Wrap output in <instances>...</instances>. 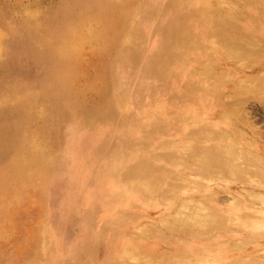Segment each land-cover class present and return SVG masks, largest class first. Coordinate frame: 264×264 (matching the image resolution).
I'll use <instances>...</instances> for the list:
<instances>
[{"label": "rangeland", "instance_id": "1", "mask_svg": "<svg viewBox=\"0 0 264 264\" xmlns=\"http://www.w3.org/2000/svg\"><path fill=\"white\" fill-rule=\"evenodd\" d=\"M142 2L0 0V177L3 178L0 179V264H59L56 257L59 249L50 242L46 245L44 225L38 221L45 219L47 213L44 201L37 195L39 191L31 188L34 183L27 175L30 171L27 164L33 157L30 148L35 144L39 149H47V153L61 150L60 155L64 151L61 147L71 135L89 130L91 126L99 127L98 131L138 127V138L147 144L143 148L151 152V159L144 161L139 149L137 158H133L136 163L118 162L113 176L121 180L123 192L129 196L126 199L128 206L118 211L121 218L116 224L104 225L101 216L91 220L93 226L86 235L79 232L82 244L93 233H107L98 241L89 239L95 242L84 251L89 253L85 264H104L109 258V243L118 241L128 230L135 232L136 223L128 222L132 216L142 217L143 224L150 221V225H141L144 228L141 235H132L133 242L139 244L142 251L153 250L150 264H260L252 260L254 257L264 261V207L245 191L264 192V187L252 185L258 183V176L263 177L264 169V51L260 49L261 46L264 48V37L250 36L256 44L246 48L256 52L249 56L245 53L232 55L227 46L247 33L260 36L254 29L264 26V1L236 0L240 8L230 12L216 6L210 12L208 25L203 22L202 26L198 23L194 26L192 38L213 50L208 57L209 65H201V58L195 52L197 65H201L198 73L203 72L199 77H202L185 84L192 90V95H187L184 100L189 103L188 114L192 121L214 123L218 126L213 129L215 133L226 132L231 141L242 134L247 141L243 143L247 153L242 159L233 152L238 150L235 142L233 147L207 142L205 138L198 143L187 142L184 146L177 142L166 144L174 115L161 112L150 96L136 109H128V102L124 106L119 100L136 81L152 84L154 80L167 90L176 83L174 75L163 65H157L158 73L153 75L158 60L151 50V34L149 31L139 33L143 31L137 27L138 8ZM243 4H248L249 8H244ZM197 6V0H190L182 13L190 14ZM62 44L77 48V58L73 52L65 58L53 50L52 46L62 47ZM128 49L126 59L129 63L123 78L119 72L121 67L118 70L114 60L118 54L125 56ZM230 54L232 56H228ZM115 77H120L119 86L112 83ZM199 87L204 88L199 94L202 100L206 97L214 104L213 109L210 105V111L206 110L208 107L202 100L197 99L195 91ZM234 105L239 107L234 108ZM186 127V124L181 126L184 130ZM117 147L123 150L127 146L117 144ZM107 152L104 147H94L95 157L91 160L94 168L103 164ZM212 154L219 155L220 162H211L210 169L203 167L206 161L202 155ZM23 155L26 164H17L16 172L6 178L14 160ZM136 165L141 172L153 176L156 189L137 190L131 185L130 177ZM238 168L246 172L247 182L243 180L248 177H238ZM49 174L55 177L58 172L52 169ZM110 175L105 173L103 183L115 180H110ZM14 193L19 196L15 197L17 200L13 199ZM95 194L100 195L99 192ZM185 196L197 197L210 206L217 221L199 226H181L177 222L168 226L161 224L162 215L174 213L176 204ZM32 201L35 205L30 204ZM96 202L104 201L99 197L90 200L89 205L94 208ZM73 203L76 205L80 201ZM246 258L251 261L245 262ZM236 259L240 261L235 262ZM120 264H124V260L121 259Z\"/></svg>", "mask_w": 264, "mask_h": 264}, {"label": "bare ground", "instance_id": "2", "mask_svg": "<svg viewBox=\"0 0 264 264\" xmlns=\"http://www.w3.org/2000/svg\"><path fill=\"white\" fill-rule=\"evenodd\" d=\"M187 2H190V0H145V1L143 0V2L140 4V7L138 8V10L140 11L139 13L140 16H139V20H137V27L139 29L141 28L143 31L139 33L143 34L144 32L147 33L149 31V33L151 34L150 35L151 50H152L154 57H156L158 60V62L155 63L156 65L154 66V69L152 71L153 75H156L158 73L156 69L159 68V66L157 65H163V67L165 66L168 73L170 71V73L174 75L176 83H174V85L171 88H168L167 90L165 87H162L161 84L158 85V82L154 80L152 84L148 80H147L148 82L136 81L130 85L129 90H127V92L120 95L119 100L121 101L123 105L127 104L128 102V105H126L128 109H136V107H138L141 104V101L144 98H146L147 96H150L152 97V99H154L156 107L161 112L174 115V117H172L170 120V124H169L170 127L168 129V133L165 139L166 144H172V143L177 142V144L184 146V145H187V142H193V143L197 142L198 143V141L200 142L201 139L205 138V140L208 139L207 142H211V143L215 142V143H220L223 146L233 147L232 145L235 142V144H237L238 146V150L237 151L234 150L233 152L234 153L237 152L236 153L237 158L242 159L247 153V151H245L246 148L244 147V144L247 143V141L242 136V134H240L241 136L239 135V137H236L235 141H231V139L228 138L226 132H223L220 134L215 133L213 129L218 128V126H215L214 123H211V122L208 123L207 121H203V122L202 121L201 122L192 121L193 119L188 114V106H189L188 104L189 103L184 101L186 100L187 95H192V90H190V88L185 86V84L191 80L195 81V80H198V78L201 79L202 76L199 77L200 76L199 73L201 74L202 70H200V72L198 73V69L203 64L209 65L208 57L210 55V52L213 50V48L211 49L207 47L204 42L199 43L198 40H195L194 38H192L194 26H196L197 23L198 25L201 24L202 26L203 22L208 25L210 12L216 6L220 8H224L226 11H229V12L235 11V9L237 7L240 8V6L239 4H236L237 3L236 0H197V3H198L197 8L190 14H184L182 12L183 10H185L184 7L187 5ZM247 6L249 5L243 4L244 8H249ZM189 17L192 23L188 20ZM254 31L259 32L260 36H258L259 34L257 35L255 33H247L245 35H242L241 37H238L237 39H235L234 42H231L230 44L227 45V46H230V49L232 50L230 52L232 53V55L233 53L236 54L237 56L242 55L244 53L248 56L253 55L251 53H253L255 50L247 49L246 46H249L250 44L251 45L256 44V42L253 43V41L251 40V37L253 38L264 37V26L262 28L258 27L257 29H254ZM63 34L64 33H62L59 37L63 36ZM262 40L260 39V41L264 42V38H262ZM119 45L120 43L118 44L117 48H119ZM70 46L72 45L70 44ZM261 47L260 49H263L264 51L263 46ZM52 48L53 50H56V52L63 57L73 52L77 58V55L79 52L77 48L68 47L63 44H62V47H60L59 45V46H54V47L52 46ZM128 52H129V49L126 51L125 56H123V54H118L114 60V62L116 63L117 69L119 70V68L121 67V71L119 72L120 74H122L123 78L125 76L127 65L129 63V59H126L129 56ZM195 52H198L197 55L201 58V65L199 67L197 65L198 56L197 55H196L197 57L194 56ZM71 55L69 56L71 57ZM232 55L230 54L228 56H232ZM125 63H126V67L124 69ZM262 71H263L262 74L264 77V68L262 69ZM113 82L115 84L117 83L116 85L119 86L121 84L120 77H115V79H112V83ZM178 84L181 86H179ZM203 89L204 88L199 87L198 89H196L197 91H195L198 97L197 99L199 101L202 100L199 94L204 92ZM208 100L209 99H206V97H204L202 100V103L208 107L206 108V110L210 111L211 110L210 105H212V109H213L214 104L213 103L210 104V101L208 102ZM199 103H194V105L199 104ZM191 107L192 106H190L189 109H191ZM237 107L239 106L234 105V108H237ZM230 108L232 109L231 104H230ZM205 113L208 114L209 112H205ZM175 116H183V117L179 118ZM93 117H91L90 120H92ZM195 120H199V118H195ZM88 121H87V124L89 123ZM183 124L187 125L186 130L181 128ZM190 125H192V127H190ZM97 128L99 127L91 126L89 130L85 129L82 132L79 131L80 133L71 135L70 138L66 140L65 144L61 147L62 151L63 149L64 151L63 153L61 152L60 155L59 153L61 150L56 151V153H49V152L47 153V149H41V148L39 149L38 145H35V144H32V146L30 145L31 146L30 151H32L33 157L30 155L32 158L27 164L28 169H30L27 175L31 177L30 179H32L34 183L32 184L31 188L39 191V194L37 195H40L42 200L44 201L46 205V213H47V216L45 219L41 218L38 221L39 223H42L44 225V236H45L44 238H45L46 245L48 246L50 242L52 245L54 244L59 249V251L56 253V257L58 258L59 264H85L84 260L89 259L87 257L89 253L87 254L84 251H88L89 248L95 242V241L90 242L89 239L95 238L96 241H98L104 235H107V233H105L104 231H98L96 234L93 233L82 244L81 238L78 237L79 232H83V235H86V233L93 226V221L91 223V220H94V218H100L101 216H103L102 222L104 223V225L109 226V225L116 224L117 221L121 218L120 217L121 213H118V211L124 210L125 206L126 205L128 206L126 199H129V196L126 195L125 192H123V189H122L123 186L121 185V180H117V178L113 176L114 171H116L118 167V164H119L118 162L120 163L135 162L133 158H137V152L139 149L142 152L141 155L144 161L151 159V155H150L151 152L146 151L143 148L147 144L143 140L138 138V136L140 135V131L138 127H130L129 129L121 128L120 130L119 129L109 130L108 128V129H104L101 131L96 130ZM204 135L205 137H203ZM117 144L118 145L122 144L127 147L123 148V150L122 149L119 150L117 147ZM94 147L96 148L104 147L106 148V152L110 148L107 154L104 155L105 161L103 162V164L102 163L99 164L96 168H94L93 166L94 163H91V160H93V158L95 157L93 155ZM73 149L75 150L72 153ZM53 150L54 149H52V151ZM18 158L14 160V164L13 166H11L12 168L8 169L6 178L9 179L13 175V173L16 172L15 168L17 164L18 165L20 163L26 164L25 162L26 159L24 155ZM201 158H203V160L206 161L203 167H206L209 169L211 166L210 165L211 162H220L219 155L217 154H212L211 156L202 155ZM79 160H81V162H79ZM52 169L58 172V174L55 177H52L49 174ZM42 170L44 171L42 172ZM262 172H263V177L258 176L257 177L258 183H253L252 184L253 186L255 185V186L264 187V185H260L264 183V180H263L264 179V169L262 170ZM105 173L106 174L110 173L111 174L110 180L112 179H115V180H112V183H110L111 181L103 183V180H104L103 177ZM245 173L246 172H244L243 169L238 168L237 170L238 177H243V178L248 177V176H245ZM131 174H132V177H130V183L137 190L156 189V186H157L156 180L154 181L153 176L151 177L149 172L147 173L141 172L140 169L138 168V165H136L135 169L133 170ZM27 175L25 174V176ZM21 176L24 177L23 174H21ZM0 179H3V178L0 177ZM247 179H249V177L244 179L243 181L247 182ZM4 181H7V180L4 179ZM11 181L13 180L11 179ZM26 182H28V180H26ZM29 183L28 185L31 186L30 185L31 183L30 184ZM18 184L20 183L18 182ZM21 188L23 187L21 186ZM245 191L246 193H248L255 199H258L261 202V205L264 207V192L263 191L261 190H245ZM96 192H99L100 195L95 194ZM13 197H14L13 199H16L15 197H19V196L16 194ZM99 197L100 199L104 201L103 203L96 202V205H94V208L93 206L89 205L90 200H93L96 198L98 199ZM32 199H34V196L32 197ZM75 201H80V203H77L75 205L73 203ZM33 202L34 201H32V203L30 204H33ZM87 203H88L87 206H83L84 204H87ZM80 204H83V205L80 206ZM176 205H177L176 206L177 209L174 213L172 214L170 213L168 215L166 214L162 215L159 221L161 224L168 226L171 222H177V224L181 226H186V225H198L199 226L201 224H210V223L214 224L217 221L216 219L217 216L213 212L210 211V206H208L206 203H204L203 201H201V199L197 197L185 196ZM37 207H38V204H37ZM0 210H2V207ZM5 213L7 212L5 211ZM9 216H12V215H9ZM141 218L142 217L132 216L128 219V222L134 221V223H136L133 229L135 230V232H131L130 230H128L122 237L119 238L118 241L112 240L109 243V246H108L109 258L105 260L104 264H120L121 259L124 260V264H134V263L136 264L139 261H142L141 264H150V259L152 260L151 253H154L153 250L149 249L146 252L142 251V247L139 244L134 243L133 237H132V235H136V234L141 235L144 229L143 227H145L150 222V221L149 222L147 221L146 224H143V220ZM77 221L79 222V224L76 223ZM10 222H12V220ZM38 243L40 244V242ZM27 249H28L27 250L28 252L29 248ZM247 259L248 258L245 259V262ZM250 259H252V257H250ZM250 259H248V261ZM254 259L255 261H259L260 264L264 263V261L261 260L260 258L254 257L252 260ZM257 259H260L261 262L260 260H257ZM237 260L238 259H236L235 262L240 261V260L238 261ZM148 261L149 263H147Z\"/></svg>", "mask_w": 264, "mask_h": 264}]
</instances>
